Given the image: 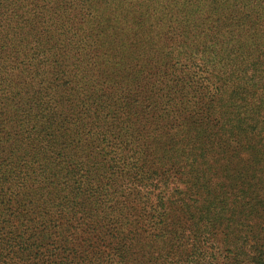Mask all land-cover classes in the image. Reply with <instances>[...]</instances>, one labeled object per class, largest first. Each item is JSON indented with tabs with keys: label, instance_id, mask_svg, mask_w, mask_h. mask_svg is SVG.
I'll return each mask as SVG.
<instances>
[{
	"label": "trees",
	"instance_id": "obj_1",
	"mask_svg": "<svg viewBox=\"0 0 264 264\" xmlns=\"http://www.w3.org/2000/svg\"><path fill=\"white\" fill-rule=\"evenodd\" d=\"M0 264H264V0H0Z\"/></svg>",
	"mask_w": 264,
	"mask_h": 264
}]
</instances>
